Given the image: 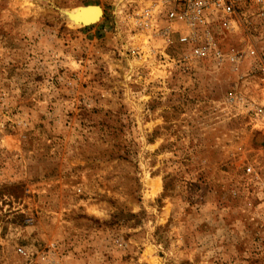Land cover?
I'll return each mask as SVG.
<instances>
[{
	"label": "rangeland",
	"instance_id": "obj_1",
	"mask_svg": "<svg viewBox=\"0 0 264 264\" xmlns=\"http://www.w3.org/2000/svg\"><path fill=\"white\" fill-rule=\"evenodd\" d=\"M143 3L0 0V264H264L256 7L217 41L237 71L167 70Z\"/></svg>",
	"mask_w": 264,
	"mask_h": 264
},
{
	"label": "built area",
	"instance_id": "obj_2",
	"mask_svg": "<svg viewBox=\"0 0 264 264\" xmlns=\"http://www.w3.org/2000/svg\"><path fill=\"white\" fill-rule=\"evenodd\" d=\"M247 6L256 7L264 35V0H145L137 20L162 42L164 49L160 55L165 69H188L191 62L206 61L216 67L228 62L237 71L241 54L234 50L223 53L217 41L221 30L237 28ZM174 44L183 51L180 57L169 58L165 49ZM18 253L25 255L22 249Z\"/></svg>",
	"mask_w": 264,
	"mask_h": 264
},
{
	"label": "bare ground",
	"instance_id": "obj_3",
	"mask_svg": "<svg viewBox=\"0 0 264 264\" xmlns=\"http://www.w3.org/2000/svg\"><path fill=\"white\" fill-rule=\"evenodd\" d=\"M62 14L72 28H82L95 24L100 19L102 11L100 7L90 5L81 6L72 10H65Z\"/></svg>",
	"mask_w": 264,
	"mask_h": 264
},
{
	"label": "water",
	"instance_id": "obj_4",
	"mask_svg": "<svg viewBox=\"0 0 264 264\" xmlns=\"http://www.w3.org/2000/svg\"><path fill=\"white\" fill-rule=\"evenodd\" d=\"M101 17H102V15H101ZM101 17H100V18H101ZM92 25H93V24H92Z\"/></svg>",
	"mask_w": 264,
	"mask_h": 264
}]
</instances>
